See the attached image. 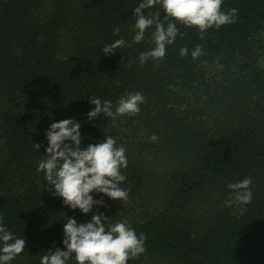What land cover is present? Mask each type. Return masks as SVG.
<instances>
[{
  "label": "trees",
  "instance_id": "trees-1",
  "mask_svg": "<svg viewBox=\"0 0 264 264\" xmlns=\"http://www.w3.org/2000/svg\"><path fill=\"white\" fill-rule=\"evenodd\" d=\"M142 2L0 0V217L26 240L11 264L66 250L65 217L85 223L97 211L147 234L146 252L128 264H264V0H223L224 11L238 9L235 23L203 40L179 26L166 58L144 66L154 29L132 44ZM157 10L163 18L158 6L145 14ZM121 38L132 46L104 55ZM197 44L203 56L180 57ZM134 89L147 97L139 115L88 119L91 96L115 105ZM63 119L81 124L82 148L106 136L127 148V202L93 194L104 205L82 214L44 191L45 132ZM244 177L251 203L226 207L227 184Z\"/></svg>",
  "mask_w": 264,
  "mask_h": 264
},
{
  "label": "clouds",
  "instance_id": "clouds-1",
  "mask_svg": "<svg viewBox=\"0 0 264 264\" xmlns=\"http://www.w3.org/2000/svg\"><path fill=\"white\" fill-rule=\"evenodd\" d=\"M223 0H143L134 11L135 34L132 44L145 41L148 29H154L150 36L153 44L149 50L139 53L141 66L149 61L162 62L167 55L168 47L174 45L178 36L182 37L179 26L195 28L200 33V39L209 30L220 29L222 26L236 22L238 9L230 8L224 11ZM158 6L160 11L145 14V10ZM117 27L113 35L118 36ZM123 38L107 44L103 48L104 55L115 54L117 49L131 47ZM202 44L193 48L181 47L179 55L182 58L191 57L193 61L203 56ZM89 103L94 108L87 113L89 120L97 118L101 113L113 119L139 115L141 105L147 103V97L141 90L125 93L115 105L110 100L92 97ZM81 124L74 119H63L53 122L45 132L47 147L43 158L38 161L37 172H42L47 185L44 191L54 197L62 198L63 204L72 210L79 209L82 214L92 212L94 205H104V201L94 199L93 194H103L112 200L122 203L130 199V190L122 184L127 180L124 174L128 167L127 148L118 144L113 136L98 143H90L82 148ZM155 142L157 136L149 137ZM39 152L41 144L32 143ZM251 177L227 184L228 196L225 206L233 204L246 206L251 203L253 193ZM108 217L97 211L90 221L78 223L72 217H65L63 228V245L60 248L45 251L40 264H68L74 257L76 264H128L146 252V233H137L127 219L109 223ZM26 250V240L9 230L0 217V264H11Z\"/></svg>",
  "mask_w": 264,
  "mask_h": 264
}]
</instances>
